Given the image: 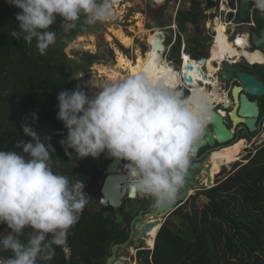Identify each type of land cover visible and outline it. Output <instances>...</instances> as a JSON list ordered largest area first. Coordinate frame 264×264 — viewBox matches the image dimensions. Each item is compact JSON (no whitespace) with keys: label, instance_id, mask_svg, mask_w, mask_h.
<instances>
[{"label":"clouds","instance_id":"obj_1","mask_svg":"<svg viewBox=\"0 0 264 264\" xmlns=\"http://www.w3.org/2000/svg\"><path fill=\"white\" fill-rule=\"evenodd\" d=\"M252 2L264 14V0ZM8 3L22 10L16 15L20 31L14 29L10 35L29 47L35 41L38 52L45 55L56 43V33L49 29L57 16L63 18L65 33L74 29L82 16L84 25L104 24L114 18L117 0ZM225 4L233 6L224 3L219 8L222 12L228 10ZM176 11L172 23L177 21L179 9ZM228 15L233 20V12ZM90 83L98 89L91 97L79 87L57 96V118L67 129L59 143L66 154L73 149L80 158H95L107 151L117 160L128 161V186L140 196L151 198L154 209L170 207L186 186L197 146L214 119L210 93L192 86L186 94L187 86L179 75L157 70L148 62L122 78ZM22 129L35 143L19 141L16 148L22 152L0 151V223L11 230L0 235V252L11 253L7 258L0 257V264L50 260L55 247L66 244L68 230L78 223L89 203L83 181L71 182L53 171L51 145L40 142L28 123ZM25 228L32 229L27 241L21 239Z\"/></svg>","mask_w":264,"mask_h":264},{"label":"trees","instance_id":"obj_2","mask_svg":"<svg viewBox=\"0 0 264 264\" xmlns=\"http://www.w3.org/2000/svg\"><path fill=\"white\" fill-rule=\"evenodd\" d=\"M230 3L235 6V0ZM194 9L178 12L177 21L182 30L187 22L198 23ZM21 11L8 0H0V151L22 152L16 144L32 142L23 133L24 123L35 132L39 126L46 127L50 141L45 146L51 145L53 171L67 176L71 182L83 181L84 191L90 195L96 190L100 176L89 167L92 161L78 157L73 149H68L70 155L66 154L59 143L66 137L67 129L57 118V96L79 87V74H88L92 64L102 59L101 55L79 49L73 54L81 55L80 59L69 57L66 52L78 36L96 27L84 25L82 16L77 26L65 33L61 26L63 18L57 16L49 29L56 33V43L41 55L35 41L29 47L22 39L18 41L10 35L14 29L20 31L16 15ZM255 18L259 25L263 24L264 19L258 15ZM158 25L163 26V20ZM200 45L204 46L198 42L196 47H189L194 56L206 55L204 50H198ZM180 49L179 39L173 48L174 57L179 58ZM186 57L194 63L191 57ZM79 88L90 97L87 88ZM244 146L245 141L240 140L232 148ZM243 160L246 162H236L213 186L199 190L175 209L159 229L154 249L139 247L138 264H264V142ZM201 196L208 202L201 205ZM139 201L148 206L151 198ZM92 208L87 204L78 223L68 230L66 244L55 247L50 260L38 259L37 264H106L111 247L129 236L115 230V216L105 217ZM112 210L114 215L116 211ZM10 232L6 223H0V235ZM31 232L32 229L25 228L21 239L27 241ZM9 256L10 252H0V257Z\"/></svg>","mask_w":264,"mask_h":264},{"label":"flooded vegetation","instance_id":"obj_3","mask_svg":"<svg viewBox=\"0 0 264 264\" xmlns=\"http://www.w3.org/2000/svg\"><path fill=\"white\" fill-rule=\"evenodd\" d=\"M177 1H179V0H164V4H163L164 11L167 9V6L169 5V3L176 4ZM183 1L184 0H182L180 3H178L177 9H179V11L183 10V8H181V5H182ZM202 1L203 0H189V2H188L189 7L188 8H190V9L192 7L195 8L194 12L197 14L198 23H189L188 22L189 26L186 25L185 26L186 27L185 30H182L180 28L178 21H175V23H174L176 25L175 28L173 27V23L164 24L163 26H159L158 24L155 27L149 26V29L153 28V31H152L153 35H155L156 33H161L162 35H164L163 44L165 46V51L161 52L160 60H159L157 55H156V57H154V60H152L151 59V53H150V51H148L147 52V56L149 58L146 60V62H148V63L152 62L155 65V68L157 70H159L160 68H163L161 66V64H163L164 65L163 71H167L168 64H170L171 68H173L175 70V73L182 78V83L187 86L186 89H185L186 94H190V90H191L192 86H198L200 88L206 89L210 93V92H212L214 83H216L217 81L221 82L222 85L224 84V87L222 88L220 86V88H221V90H223V92L225 94H227V99H228V103L230 104V106L227 108L224 105L227 102L226 101L227 99H225L224 101L219 102V103L216 100H214V102H213V110H216V111L220 112L222 114V116L224 117L225 122H226V118L230 119V114H231V112H232V110H233V108L235 106V98H234V93H233L234 87L235 86L244 87L243 91H241V92L245 93L249 97L250 100L256 101V103L259 106L260 113L258 115L257 125L258 126L260 125L261 129L258 132H255V133L259 134V132L261 133L263 131V129H264V95H260V96L256 95L255 96V95L248 94L246 92V86L243 85V83L240 81L239 77L237 76V72L238 71H241V72L244 71V72H248V73H251V74H255V75L258 76V78L264 84V64H262L260 62H257V61H256V63L255 62H251V61H249V59L244 54H241L240 56H243V57L239 56L238 59H240V60L243 59L244 60V64L245 65H243L240 62V60L237 59L238 61H235V57H237V56H236V54L232 53V54H230V57H228V59H224L222 62H224L226 60L230 61L231 59H233L234 61L231 60L230 63H232L236 67H238V71H235L234 74L231 76V78L229 80L222 79V62H219L220 55L217 56V54H219V52L217 51V54H215V55L213 54L214 56L211 54L212 48H213L214 44H216V42H215V35L216 34H215V30H214L215 27L213 26V23H215V22H213V20L211 18L217 12L219 13V8L224 6V3H229L230 0H219V1L216 0V1L211 2L210 3V7L215 8L217 12L216 11L212 12V14L210 16H208V14L206 12H203ZM239 2H241V0H239ZM210 7H209V9H210ZM251 7H252L251 21L249 22V24L248 23L247 24H238L237 23V20H238V17H239V14H238L237 19L235 20V25L237 27L244 28L245 33H243V35H248V39L250 41V44L255 46L254 43L252 42V33L253 32L260 33L261 29L264 28V22H263L262 25H259V23L257 22V20L255 18V15H258V17L260 19H264V14L260 13L258 10L255 9L253 2H252ZM222 11H223V8H221V13H222ZM201 15L203 17H205V25L208 26L206 29L210 31L208 33V37L207 36L205 37L204 31L201 29V26H200ZM194 27H195V29L197 31H195V34L193 36L187 38L184 33L185 32L187 33L188 31L190 32V29L194 28ZM227 32H228V27H227L226 33ZM228 33H227V35H228ZM228 37H229V35H228ZM179 39L181 40V52H180V56L178 58V57H174L173 56V48L177 45ZM228 39H229V41L231 40L230 37ZM198 42L204 44V46L200 45L201 47L198 48V50L199 51L204 50L206 55L194 56L193 52L191 50H189V47H191V48L196 47ZM148 44H149V48H150V45L152 47V40L149 41ZM234 44H235V42H234ZM234 44H233V46H234ZM216 46L220 50V46L217 45V44H216ZM249 46L250 45L247 46L248 49L250 48ZM234 48L239 49L240 47L239 46L238 47L234 46ZM255 48L256 49L260 48V50H263V52H264V45H262L261 47H256L255 46ZM254 50L255 49L253 48L250 51H254ZM186 55L191 57L193 59L192 61L194 63H190L191 59H188L186 57ZM228 55H226V56H228ZM164 59L166 61H164ZM202 59H206V62L205 63H201ZM263 60H264V54H263ZM195 62L197 63V66H199V63L202 64V66H201L202 68L201 69L204 72L203 75L197 69L188 70L187 71V68H188L189 64H192V65L196 66ZM210 62H212L214 67L217 68V71H216L214 76L211 75L209 73V70H208V66L207 65H209L208 63H210ZM252 64H254V65H252ZM186 71H187V74L193 78V80H194L193 83H189L188 81L185 80L184 75H185ZM230 121H231V119H230ZM226 124H227V122H226ZM208 127H212V123L211 122L208 125ZM230 128L233 129V132L235 134V137H234L233 140L229 141L226 144H222V145L216 144L213 147L206 146V147L202 148L201 150H199V152L196 154L195 158L193 159V161L191 163V166H194L195 163H198V162H204V165L202 167L195 168V169L190 166V170H195L196 171V177L192 178V179L187 178L188 179L187 184L192 183V181H194L196 178H202L201 181H206V179L208 178L209 174L207 173V171H205V168L209 164L211 165L212 160L210 162H206V161L209 160L210 156H212L213 153H215L217 150H223L224 148L233 146L234 143H236V142H238L240 140H244L245 141L246 146H244V148L245 147L248 148L249 143H251V145H252L253 143L258 142L257 137L252 138L255 133H250L247 130V128L243 126V124H240L239 126H237L234 129L233 128V123H232V126ZM249 137H250V141L248 142ZM251 145H249V146H251ZM237 148H243V147H237ZM204 154H205V156H204ZM108 158H109V154L107 153V151H105L104 153H101L98 157H95V158L90 157V156L87 157V159L89 161H92V165H90L89 167L92 170H96L97 174L100 176L99 181H100L101 177H102V180L104 181L105 177L108 175L105 172H106L110 162L112 161V159L109 160ZM115 160H116V158H115ZM127 163H128V161L120 160L119 163H118V168L122 169L124 172L127 173V171L125 169V165ZM223 166L224 165L221 166V169H220L219 173L221 172ZM216 176H217V174L214 175L215 178H216ZM99 181H98V183H99ZM214 181H215V179H213V182ZM102 186L103 185H101L100 188L97 189V187H98V185H97L96 190H94L93 192L89 193L90 197H92V198L93 197H95V198L97 197L98 199H101L102 198V191H101ZM192 191L193 192L189 193L188 197L184 201L178 200L177 208L179 206H181L182 204H184L187 200L191 199V197L193 195H195L199 191V189L195 188ZM143 198L145 199L146 197H143ZM139 199H142V198L139 197L136 200H133L135 202H130V201H128V199L125 200L123 206L119 210V211H121L124 214V221L122 223H118L117 219H116V223H115L116 228H115V230L120 231L122 233H128L129 237H128L127 240H129L132 235H133V237H132V239H131V241L129 242L128 245H126L124 247H119L115 251L113 250V246L115 245L114 244L111 247V255L108 257V260H107L106 264L111 260L113 255H115V258L112 261V263H115L117 260H122L126 264L127 263H133L132 259H134V261H137V258H136L137 255L136 256L132 255L133 254V250L135 248H137V250H139V247L141 246L140 242L142 240L144 242L143 245H145V243L147 242V238L148 237L146 239H140L138 246L134 245V240H133L134 239V234L140 233V227H138L137 222L141 221V220L142 221L149 220L150 219V215L149 214L151 212H155L157 209H154L152 207V200H151V203L148 206H143V204L139 201ZM100 202H101V200H100ZM177 208H175V209H177ZM112 209H114V208H112ZM95 210H97V209H95ZM114 211H116L114 215H113L112 212H110V213L106 212L105 213L104 210H102V209L100 211H98V212L102 213L105 217H109V218L113 219V216H115V218H116V213H117L118 210H114ZM173 211H171L170 214ZM132 214H133V216H131ZM167 217L164 218V217H161V215L158 216V218L161 219V223L162 224L165 222ZM152 218H154V217H152ZM121 243H123V242H121ZM116 244H119V243H116ZM147 245H148V242H147ZM143 248H148L149 249V247H146V246H144ZM135 253H137V251ZM134 263H136V262H134Z\"/></svg>","mask_w":264,"mask_h":264},{"label":"rangeland","instance_id":"obj_4","mask_svg":"<svg viewBox=\"0 0 264 264\" xmlns=\"http://www.w3.org/2000/svg\"><path fill=\"white\" fill-rule=\"evenodd\" d=\"M163 2L164 0H117V3L114 6V18L112 20L104 24H96L95 25L96 28H94L92 32H89L82 36H78L66 48V52L69 57H74L78 59H80L79 57L81 55L80 56L74 55L73 51L75 49H79L84 52L88 51L94 54L101 55L102 59L92 64L90 68V72L88 74L81 72L79 76L77 77V80L79 82V87L87 88L88 91L90 92V97L94 95L96 91H98V89L94 88L91 85L90 81L96 84H99L104 81H110L112 80V75L115 73L114 71L120 73L119 78H122L130 74V70L124 69V68H121V66H118V57L120 54H124V56L127 59L132 60L133 62H135L137 58H141L143 60L142 64L146 62V60L149 58L147 56V52L150 49L148 42L151 41L154 37V35L152 34L153 28L149 29V26L155 27L158 24L159 20H163L164 24L172 23L170 21V17L174 19V16L177 10L178 1L176 2V4L169 3V5L167 6V9L163 12L162 9L164 6H161ZM188 2L189 1L184 0L181 5V8H188L189 7ZM225 8L228 9L229 7L225 4ZM221 15L223 17L222 19H219L217 21L218 23L221 20H223L224 22L225 20L230 21L229 15H226V12L221 13V10H219V13L217 12L216 14H214V16H212L211 19L213 20V22H215L216 19H218L216 17L221 16ZM200 26H201V29L204 31L205 37L206 36L208 37V33L210 31L206 29L208 26L205 25V17H203L202 15L200 18ZM230 27L231 28L228 30L229 35L231 37L230 41L231 43L234 44L235 40L237 39V36H240V35L242 36L243 33H245V30L242 27H237V26L235 27V24L231 25ZM223 30L226 32L227 28ZM195 31L197 30L194 27L190 29V32L188 31L187 33L185 32L184 34L187 38H189L195 34ZM120 32H123L125 35L132 38V44H130L129 46L124 44L121 40ZM216 35H217V32H216ZM249 45H250L249 46L250 50L254 48L255 49L254 51H259L260 53H262V55L264 54L263 50H260V48L256 49L255 46L250 44V41H249ZM215 46L216 44H214L211 54H213L215 50L216 52L220 51L219 48L217 50V46L216 47ZM234 46H236V44H234ZM111 50L113 51V53L111 52ZM228 57L230 56H227L226 59H228ZM231 60L234 61L233 59ZM238 60H235V61H238ZM261 60H263V57ZM164 61L166 60L164 59ZM260 61H257V62H260ZM240 62L243 65H245L243 59H241ZM210 63L212 64V62ZM219 83L221 84V82ZM220 86L223 88L224 84L223 85L221 84ZM226 122L228 124V127L230 128L232 126L230 119L226 118ZM255 137H257L258 142L253 143L252 145L251 143H249V145L251 146L248 145V148L246 147L245 148L244 147L243 148H232L234 147L235 144L239 142L238 141L234 143L233 146H230V147H227L221 150L220 154H216L215 152L213 153L212 156H210V159L207 160L206 162H210L211 160L212 162H215V158H216L219 163V169H217L216 171H213L214 174H217L216 178L214 177L215 181L221 178L222 176H224L226 172L230 171L235 166L236 162H242L243 158H245L248 154L254 151L258 145L264 142V129L261 133L259 132V134L255 133L252 138H255ZM249 141H250V137H249L248 142ZM229 155L233 157L228 159ZM243 162H246V161L244 160ZM222 165L224 166L222 167L221 173L224 169L226 170L224 171V173L219 174V171ZM102 182L103 180L101 177L98 183L97 189L100 188V186L102 185ZM88 199H89L88 205L90 204V206L94 207V209H97L96 211H100L102 209L104 210L105 213L106 212L113 213V210L111 208L105 207L101 204L100 202L101 199H98L97 197L92 198L90 197V195ZM129 201L135 202L133 200L132 201L129 200ZM207 202H208V199L205 196H201L200 204L203 205ZM143 243L144 242L142 240L140 242V245H143ZM145 246L151 247L150 245H147V242L145 243ZM135 252H136V248L133 250L132 255L136 256L137 253ZM132 262L133 263H127V264H138V261H134V259H132Z\"/></svg>","mask_w":264,"mask_h":264},{"label":"water","instance_id":"obj_5","mask_svg":"<svg viewBox=\"0 0 264 264\" xmlns=\"http://www.w3.org/2000/svg\"><path fill=\"white\" fill-rule=\"evenodd\" d=\"M252 0H241L240 7H239V17L237 20L238 24H249L251 21V12H252ZM164 41V35L161 33H156L152 39V49H156L158 52H164L165 46L163 44ZM252 42L256 47H261L264 45V28L261 29L260 33L253 32L252 33ZM243 57V56H242ZM206 59H202L201 63H205ZM197 69L199 72L203 75L204 72L201 69L200 66H194L192 64L188 65V70H194ZM187 71L184 75L185 80L189 83H193L194 80L191 76L187 74ZM235 71H238V67H236L234 64L230 63L229 60H226L222 62V79L229 80L231 76L234 74ZM237 76L239 77L240 81L243 83V85L246 86V92L250 95H264V84L262 81L258 78L257 75L251 74L248 72H237ZM244 87L242 86H235L234 87V98H235V106L230 114L231 122L233 123V128L235 129L240 124H243L244 127L247 128V130L250 133L258 132L261 129V126L257 125L258 121V115L260 113L259 106L256 103V101H252L249 99V97L242 93ZM225 107H229L230 104L226 102ZM214 111V119L211 121L212 127H208L205 131V134L201 141L199 142L197 146V153L199 150L206 146L213 147L216 144H226L229 141L233 140L235 137V134L233 132V129L229 128L228 125L225 122L224 117L222 114L216 110ZM37 136L40 139V142L44 143L45 145L49 143V130L46 127L39 126L37 131ZM32 143L34 144L35 141L32 140ZM221 150H217L216 154H220ZM196 153V154H197ZM205 156V154H204ZM109 160L112 159L110 162L107 170L105 173L108 175L105 177L103 181L102 186V198L101 203L106 207H112L115 210H118L116 213V219L118 223H122L124 221V214L119 211L121 207L123 206L126 199L130 200H136L137 198L143 196H140L137 194L134 190H132L128 186V173L124 172L122 169L118 168V163L120 160H115L114 157L109 155ZM204 165V162H198L195 163L194 166H191L192 168H199ZM205 171H207L208 178L206 181H201L202 178H196L192 183L187 184L188 179H192L196 177V171L195 170H189L188 176L186 177V186L178 193L177 198L175 202L168 208L156 210L155 212H151L150 219L146 221H138L137 225L140 227V233L134 234V245L138 246L140 239H146L150 232L158 225L162 224L161 219L158 218L159 215L161 217H167L171 211H173L175 208H177L178 200L184 201L191 190L197 188L199 190H204L206 188H209L214 185V182L211 179V166H207L205 168ZM154 217V218H152ZM133 235L131 238L123 243L115 244L113 246V250L115 251L119 247H124L129 244L131 241ZM115 255L111 258V260L107 264H126L122 260H117L115 263H112L114 260Z\"/></svg>","mask_w":264,"mask_h":264},{"label":"bare ground","instance_id":"obj_6","mask_svg":"<svg viewBox=\"0 0 264 264\" xmlns=\"http://www.w3.org/2000/svg\"><path fill=\"white\" fill-rule=\"evenodd\" d=\"M227 27H228V25L224 21H220L217 28L215 26V30L217 32V35L215 36V42L217 45L220 46V51H219V54H217V52H215L214 55L215 54H217V56L220 55L219 62H222L224 59H226V57H227L226 55L229 54L228 56H230V54H232V53L236 54V56H237V57H235V60H237L236 58H238L241 54H244L249 59V61H251V62L260 61L262 59V57H263L262 53H260L259 51H250L247 48V46L249 45L248 35L238 36L237 39L235 40V44H236V46H239L240 49L234 48L233 44L228 39L229 37H228L227 33L223 30V29H226ZM120 37H121V40L124 44H126L128 46L130 44H132V38L128 37L123 32H120ZM238 41H240L241 43H238ZM217 50H218V47H217ZM150 53H151V59L152 60H154V57H156V55L158 56V58L160 60L161 52H158V51H156V49H152V47H151ZM142 61L143 60L141 58H137V60L135 62H133L132 60L127 59L124 56V54H120L118 57V66H121V68L130 70V74H132L140 68V66L142 65ZM161 66L164 68L163 64H161ZM208 70H209V73L214 76L216 71H217V68L214 67V65H212L211 63H209ZM167 71H171V72L175 73V70L173 68H171L169 64H168ZM114 72L115 73L112 75V79L119 78L120 73L116 72V71H114ZM220 85L221 84L219 83V81H217L213 85L212 92H210L212 102H214V100H216L219 103V102H222L225 99H227V94H225L221 90ZM226 101L228 102V99ZM231 157H233V156L229 155L228 159H230ZM210 166H211V172H210L211 173V179L213 181L214 175H215L213 173V171H216L217 169H219L218 160L215 158V162H212V164ZM190 193H192V190L190 191ZM160 226H161V224L156 226L150 232V234L147 238L148 245H150L151 247L154 246V244H155V242H154L155 236L157 234V231H159Z\"/></svg>","mask_w":264,"mask_h":264},{"label":"built area","instance_id":"obj_7","mask_svg":"<svg viewBox=\"0 0 264 264\" xmlns=\"http://www.w3.org/2000/svg\"><path fill=\"white\" fill-rule=\"evenodd\" d=\"M210 1L211 0H204V1H202L203 12H206L208 14V16H210L212 14L211 11L213 9L216 10L215 8L210 7ZM239 6H240L239 0H235V6H231V7L229 6L228 10H226V15H228V12H233V14H234L233 20L232 19H230V21L225 20V22H226V24H228V26H231L233 24V21L235 20V18L238 16ZM209 7H210V9H209ZM174 17H176V13H175V16ZM222 17L223 16L221 15V16H217L216 18L222 19ZM221 21H223V20H221ZM174 23H175V20L173 22V27L175 28L176 25ZM66 251L68 252L67 247H66Z\"/></svg>","mask_w":264,"mask_h":264},{"label":"crops","instance_id":"obj_8","mask_svg":"<svg viewBox=\"0 0 264 264\" xmlns=\"http://www.w3.org/2000/svg\"><path fill=\"white\" fill-rule=\"evenodd\" d=\"M187 1H189V0H187ZM183 3V2H182ZM163 4H164V2H163ZM163 4L161 5V6H163ZM188 10H190V8H183V11H185V12H188ZM219 19H216V21H218ZM216 21H215V23H216ZM220 22V21H219ZM189 23H191V22H189ZM189 23L187 22L186 23V25L187 26H189ZM215 23H213V26L215 27V26H217L218 25V23L217 24H215ZM231 28V27H230ZM106 207V206H105ZM110 208V207H109Z\"/></svg>","mask_w":264,"mask_h":264},{"label":"snow or ice","instance_id":"obj_9","mask_svg":"<svg viewBox=\"0 0 264 264\" xmlns=\"http://www.w3.org/2000/svg\"><path fill=\"white\" fill-rule=\"evenodd\" d=\"M238 43H241V42L238 41ZM260 63L264 64V60H261ZM150 64H151L153 67H155V65H154L152 62H150ZM159 70H160V71H163V68H160Z\"/></svg>","mask_w":264,"mask_h":264}]
</instances>
